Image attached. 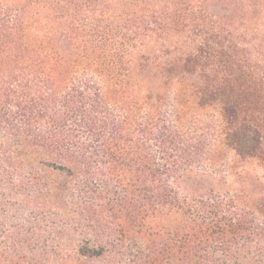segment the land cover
<instances>
[{
  "label": "trees",
  "instance_id": "16d2710c",
  "mask_svg": "<svg viewBox=\"0 0 264 264\" xmlns=\"http://www.w3.org/2000/svg\"><path fill=\"white\" fill-rule=\"evenodd\" d=\"M0 264H264V0H0Z\"/></svg>",
  "mask_w": 264,
  "mask_h": 264
},
{
  "label": "rangeland",
  "instance_id": "374dc122",
  "mask_svg": "<svg viewBox=\"0 0 264 264\" xmlns=\"http://www.w3.org/2000/svg\"><path fill=\"white\" fill-rule=\"evenodd\" d=\"M205 114H207V116H209V117H211V116H213V113L212 112H210V111H208V112H204ZM224 156H226V158L229 160V159H233L234 158V155L231 153V152H229V151H224ZM251 168L252 169H254V171H256V172H259V168H257V167H252L251 166Z\"/></svg>",
  "mask_w": 264,
  "mask_h": 264
}]
</instances>
